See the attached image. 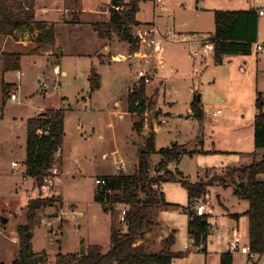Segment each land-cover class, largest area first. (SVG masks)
<instances>
[{"label": "rangeland", "instance_id": "374dc122", "mask_svg": "<svg viewBox=\"0 0 264 264\" xmlns=\"http://www.w3.org/2000/svg\"><path fill=\"white\" fill-rule=\"evenodd\" d=\"M130 1L123 0L124 3ZM78 3L84 7L94 5L103 15L85 12L79 15L84 21L80 24L74 10ZM107 3L108 0H37L39 9L48 10L44 18L56 22L54 29L59 43L55 55L32 56L28 50L20 52L23 55L22 79L19 82L21 88L14 92L18 96L16 102L5 99L4 88L19 86V72L0 74V116L3 113L0 117V264H11L18 258L19 244L14 242L18 240L17 230L29 222L30 201L39 198H50L51 201L38 212L37 223L32 226V249L46 258L38 264H57L58 254L79 255L82 248L86 250L91 245H99L108 252L112 230L126 231L120 214L128 208L114 205L106 211L96 201V174L115 175V163L121 160L129 167L120 172L133 173L132 164L138 165V157L134 154L156 126L157 152L151 156L152 175L162 174L157 171L162 159L159 151L178 146L181 158L172 163L169 170L178 171L191 183L212 182L209 199H206L213 211L210 217L213 227L205 242L207 251L226 250L233 239L229 222L222 217L240 214L246 200L235 194V185L243 176L230 171L263 159L260 151L255 153L254 122L259 112V100L264 105V52L257 56L253 49L250 55L224 56L219 63L214 53L208 54L197 42H187L184 33H196L209 40L216 30V11L249 9L250 1L162 0L157 5L155 0H142L137 15L142 22L134 28L135 35L141 31L143 36L154 25L160 32L156 39L140 42L138 51L146 55L145 60L134 57L137 52H131L130 45L116 35L110 42L99 39L91 26L108 20L110 5ZM261 4L262 0H257V7ZM60 9L67 10L68 24L58 23L63 15ZM261 20L263 42L264 17ZM33 24L37 26V22ZM166 34L170 35L167 37ZM25 36L17 34L10 40L26 41ZM154 41L159 42L158 53ZM34 43L28 41V46ZM106 43L111 45L113 52L124 51L132 56L113 59L105 50ZM192 52L199 56L192 57ZM161 60L163 64H159ZM56 65L68 75L57 74ZM138 71L148 73L153 79L148 83V95L158 90L153 93V104L141 116L144 126L141 136L133 130L134 116L127 113L120 119L117 115L128 110L129 90L133 86L130 85L136 81ZM94 75L101 79V87L95 92L89 81ZM43 84L48 85L47 94ZM197 94L202 96L205 105L206 124L192 112L188 113ZM85 96L91 98L85 102L82 99ZM116 102H119L118 106H115ZM62 104L73 105L76 109L66 116L64 166L61 175L58 171L52 173L53 185L44 182L42 187L34 178L23 177L26 120L35 116L39 108L62 109ZM213 110L223 111L221 123L211 120ZM104 153H108L107 161H104ZM76 158L82 161L78 167H74ZM12 162L18 167L14 168ZM263 178L260 176L258 180ZM161 188L165 202L151 213L154 223L148 230L152 233L148 249L160 252L167 238L173 235L172 251L183 254L173 264H208L207 252L190 241L186 188L179 180L163 182ZM1 218L8 222L3 224ZM239 225V235L249 242L246 220H241ZM246 262L249 263L245 257L236 255L235 264ZM214 263L212 257L209 264Z\"/></svg>", "mask_w": 264, "mask_h": 264}, {"label": "trees", "instance_id": "16d2710c", "mask_svg": "<svg viewBox=\"0 0 264 264\" xmlns=\"http://www.w3.org/2000/svg\"><path fill=\"white\" fill-rule=\"evenodd\" d=\"M142 0H112L107 21L93 23L92 27L98 36L107 42L116 35L119 40L130 45L131 52H138L140 39L134 33V28L141 25L137 20ZM35 0H0V41L11 36L24 26L36 21ZM259 15L256 10L216 11L215 34L211 38L214 43V55L217 62L223 61L224 56L250 55L253 46L258 41ZM57 46V36L54 26L42 32L36 39V45L29 48V54L36 56L43 50ZM23 55L15 52L2 54V74L21 69ZM94 75L90 79L93 92L101 87V79ZM8 88H4V97L7 98ZM259 112L254 122V144L256 150L264 149V105L259 100ZM153 100L146 96V85H143L137 94L129 93V111L141 118L149 109ZM195 118L204 120V109L199 95H196L191 104ZM142 119V118H141ZM65 111L47 110L27 120V149L25 165L27 174L34 178L39 186L44 185L47 176L52 174L56 153L61 147L64 136ZM143 123L137 122L135 129L141 132ZM156 151L153 137L146 139L138 150V165L131 174L120 173L114 176H104L107 185L96 190V201L102 204L106 211L109 206H127V215L124 222L126 231L115 229L111 233V247L108 252L99 245L89 246L83 255L58 254L57 264H173V261L182 256L172 251L175 238L170 235L165 241L164 248L156 253L151 252L145 242L136 245L143 239L154 221L151 213L165 202L162 192V183L179 180L188 192L189 202L205 201L209 195L212 182L201 181L191 183L183 176L169 170V166L181 158V150L174 148L161 149L162 156L157 171L162 174L152 175L151 156ZM231 173H240L245 182L241 188L235 185V194L249 202V209L244 214L249 219V243L253 252L264 256V180H258L264 175V159L249 166L233 169ZM178 175V176H177ZM51 200L39 198L31 200L28 206L29 222L19 226V254L11 264H33L37 256L32 249V226L37 223V214L43 210ZM187 210V208H186ZM188 212V211H187ZM189 215V235L197 246L207 241L211 229L210 215ZM239 218L240 215H236ZM206 252V247L201 249ZM46 259V258H45ZM253 261L252 263H254ZM233 256L230 252L222 255V264H232Z\"/></svg>", "mask_w": 264, "mask_h": 264}, {"label": "crops", "instance_id": "0c3cea01", "mask_svg": "<svg viewBox=\"0 0 264 264\" xmlns=\"http://www.w3.org/2000/svg\"><path fill=\"white\" fill-rule=\"evenodd\" d=\"M96 1V0H95ZM111 1L112 0H108V5H110L111 4ZM250 1V8L249 9H251V8H253V9H255L256 7H257V0H249ZM93 2H94V0H93ZM94 4V3H93ZM252 4H254V5H252ZM262 5V4H261ZM261 5H259L258 7H260ZM89 8H91V9H89ZM35 10H36V13H37V16H36V21L35 22H37V26H35L34 24H31V25H29V26H24V27H22V28H19V29H17L15 32H14V34L13 35H11V36H8V37H5L4 39H2L1 41H0V68H1V65H2V54L4 53V52H15V53H20V52H23V51H25V50H28L29 51V48H32L33 46H35V43H36V41H35V43H34V41H33V39H34V37L35 36H37V35H40L41 34V32L43 31V30H47L48 28H50L51 26H54L55 25V23L56 22H53V21H50V20H46L44 17H45V15H47L48 14V10L47 9H39L38 7H37V0H35ZM74 10H75V13H76V15H77V20H80V24L81 23H84V21H82L81 19H80V14H84L85 12H87V13H89V14H96V15H100V14H102L103 15V13L102 12H100L99 10H98V7H96V6H94V5H92L91 7H87V6H80V4L78 3V4H76L75 6H74ZM243 10H248V8L247 9H243ZM218 11H221V10H218ZM233 11H236V10H233ZM60 12H62L63 13V15H62V17L60 18L59 17V19H58V23L59 24H68L69 23V16H67L66 14H67V10H61L60 9ZM228 12H231V11H228ZM107 13V12H106ZM264 17V16H263ZM71 20V19H70ZM137 20H138V18H137ZM94 21V20H93ZM139 22H142V21H140V20H138ZM89 21H85V23H88ZM90 23V22H89ZM262 20H261V17L259 18V25H258V41H257V43H260V44H263L264 45V41L263 42H261V40H262V37H261V26H262ZM93 26V25H92ZM91 26V27H92ZM93 28V27H92ZM17 34H26L27 36H25L24 37V39L27 41H29V42H33L34 44L33 45H31V46H28V41L26 42V41H21V40H14V41H11L10 39L12 38H14V37H16L17 36ZM215 34V32L213 33V35ZM98 35V34H97ZM167 35V37L170 35V34H166ZM190 36V37H192V39H194V41L195 40H198V38H200L196 33H193V34H191V33H189V32H187V33H184V36ZM213 35H212V37H213ZM38 37V36H37ZM99 37V36H98ZM211 37V38H212ZM211 38L209 39V40H207V41H209L210 42V45L212 46L210 49H207L205 46H203L204 47V51H206V52H208V54H210V53H214V43L211 41ZM35 39H37L36 37H35ZM99 39H100V37H99ZM101 41H102V39H100ZM204 40H206V39H204ZM104 41V40H103ZM141 42V41H140ZM58 43H59V41L57 42V46L55 47V48H52V49H47V50H43L42 51V53L41 54H46V55H49V56H51V55H55L54 53H55V49L58 47ZM129 45V44H128ZM154 47H155V51H156V53H158L159 51H160V45H159V42L158 41H155V43H154ZM9 48V51H7V49ZM100 48V47H99ZM159 48V49H158ZM253 49H254V46H253ZM105 50H107L110 54H111V57L114 59H121V58H124V59H126L127 57H131L132 55L129 53V54H127V53H125L124 51L122 52V51H115V52H113L112 50V48H111V45H109L108 43H106V45H105ZM113 52V53H112ZM261 53H263V52H260V53H257V56L259 55V54H261ZM197 56H199V54L197 55ZM196 56V57H197ZM134 57H136V58H138V59H140V60H145V59H147L146 58V55L144 54V53H142V51L141 50H139L136 54H134ZM151 57V56H150ZM150 57H148V58H150ZM150 62V61H149ZM247 62L248 61H245V63L247 64ZM219 63H222V61L221 62H219ZM159 64H163V60H161L160 62H159ZM156 65V64H155ZM155 67L156 66H154L153 68H152V71L155 69ZM55 69H59L60 70V74L62 73V76H67L68 75V72L67 71H64V70H62L61 69V67L59 66V65H56L55 67H54ZM54 69V70H55ZM21 70H22V68L18 71L19 72V77H18V84H19V82H21V76H22V74L20 73L21 72ZM142 72H140V71H138V73H137V79H136V81L139 79V76H140V74H141ZM151 73V72H150ZM0 74H2L1 73V71H0ZM5 74V73H4ZM4 74H2V76L4 75ZM59 74V75H60ZM89 81H90V79H89ZM136 81H134L131 85H130V87L133 85V84H135L136 83ZM153 81V79L151 78V82ZM150 84H148L147 86H146V96H147V99L148 100H153V96H154V94H156L157 92H158V90H156V92L155 91H153L152 92V94L151 95H148L147 94V88H148V86H149ZM129 87V88H130ZM13 89H8V95H7V98L8 99H11V95L14 93V92H16V90L17 91H19V89L21 88V85L19 84V86L17 87V85L16 86H13L12 87ZM44 91V90H43ZM155 92V93H154ZM154 93V94H153ZM196 93V91L195 90H193V94H195ZM197 95H199V94H197ZM17 96V95H16ZM6 98V99H7ZM88 98L90 99L91 98V96H85L84 98H82L85 102H87V100H88ZM12 100V99H11ZM13 102H16V101H18V96H17V99L16 100H12ZM201 101H202V96H201ZM118 104H119V102H116L115 103V106H118ZM202 104H203V102H202ZM80 108V107H79ZM79 108H77V109H79ZM62 109L65 111V122H64V129H65V136H64V141H63V143H62V145H61V147L59 148V150L57 151V153H56V157H55V164H54V167H53V170H52V173L53 172H56V171H58V172H60V175H61V172H62V168H63V166H64V152H65V149H64V144H65V141H66V135H67V132H66V116H67V114L68 113H70V112H73V111H75L76 109L74 108V106L73 105H69L68 107H66V105L65 104H62ZM192 108L190 107L189 108V111H188V113H190V112H192V110H191ZM203 109H204V113H206V109H205V105L203 104ZM47 110H59V108L57 107V108H51V107H48V108H39L38 109V111L36 112V114H35V116L36 115H38V114H40V113H42V112H44V111H47ZM128 111V112H127ZM127 111H124V113L123 112H118V116H119V118L120 119H123L124 117H125V115L127 114V113H129L131 116H134L135 117V121L133 122V130H134V132H136L137 134H139L140 136L141 135H144V133H143V128H144V126L142 127V130H141V132H138L136 129H135V124L138 122H141L142 121V119L140 118V117H138L137 115H135V114H132V113H130V111H129V96H128V110ZM113 113V112H112ZM223 114V113H222ZM2 115H3V113H1V116L0 117H2ZM192 115H193V112H192ZM127 116V115H126ZM34 117V116H33ZM29 118H32V117H29ZM28 118V119H29ZM27 119V120H28ZM27 120H26V127H27ZM207 121H208V116L207 115H204V120H203V124H206L207 123ZM214 122H216V123H221V118L218 120V121H214ZM156 128H157V126L155 127V129H153V130H150L149 132H150V136L149 137H153L154 138V135L156 134V132H155V130H156ZM148 132V133H149ZM102 136V135H101ZM27 137H28V131L26 132V145H27ZM148 137V138H149ZM104 138V136H102V139ZM144 143H145V141H144ZM144 145V144H143ZM26 149H27V147H26ZM256 150V149H255ZM258 151H260V155H261V157L264 159V149H261V150H256L255 151V153H258ZM137 153L138 152H136L135 154H134V156H137ZM104 155V157L103 158H105L104 159V161H107L108 160V158H106L107 156H108V153H104L103 154ZM103 160V159H102ZM162 160V159H161ZM122 161V160H121ZM116 162H118V161H116ZM80 163H82V161H79L77 158L74 160V167H78L79 166V164ZM94 163V162H93ZM125 163V162H124ZM160 163V162H159ZM254 163H256V162H254ZM14 164V165H13ZM126 164V163H125ZM81 165V164H80ZM115 165H116V163H115ZM12 166L14 167V168H17L18 167V164L17 163H15V162H12ZM249 166V165H248ZM25 167H26V165H25ZM129 166L126 164V168H125V171H127V168H128ZM132 168L134 169H136V165H134V164H132ZM134 169V170H135ZM115 170H116V172H115V175H118V174H120L121 172L117 169V167L115 168ZM123 171V170H122ZM123 173V172H122ZM126 174H130L129 172L128 173H126ZM104 176H114V174H109L108 172H100V173H97L96 174V177L97 178H99V177H104ZM260 176H264V175H259L258 176V178L260 177ZM23 177H30L28 174H27V169L25 170V173L23 174ZM32 178V177H31ZM262 180H264V178L262 179ZM209 196V195H208ZM47 199H50V198H47ZM52 203V205H54L53 204V202H51ZM248 209H249V202L248 201H245V209L240 213V214H237V215H240V217L239 218H236L235 216L234 217H232V215H226V214H224L223 215V217H222V219L223 220H226V221H228L229 222V226H230V233L232 234V238H233V235H234V233L235 232H237L238 233V231L240 232L241 231V229H240V222H241V220H246V225H247V232H246V236H248V240H249V219H248V217L247 216H245L244 214L248 211ZM213 214V213H212ZM211 216V215H210ZM229 218L231 219V220H229ZM8 222V221H7ZM209 222L211 223V219L209 218ZM213 226H212V223H211V228H212ZM238 229V230H237ZM210 233V232H209ZM239 234V233H238ZM209 235V234H208ZM152 236V233H147L146 234V236L143 238V239H141V240H139L138 242H137V244L136 245H139V244H142V243H144L145 242V244H146V246H147V248L149 247V245L148 244H150L151 242L150 241H148L149 240V237H151ZM190 237V236H189ZM190 241L191 242H193V239L190 237ZM232 241V240H231ZM230 241V242H231ZM14 242H16L17 244H19V240H17L16 241V239L14 240ZM205 247H206V252H207V262H208V264L210 263V260H211V258L213 257V260L215 261V263L214 264H222V255L223 254H225V253H228V252H230V243H229V245H228V248L226 249V250H218L217 252H209V251H207V246H206V244L204 245ZM201 249V248H200ZM232 256H233V263L232 264H235V262H236V255H233L232 254ZM239 256H241V255H239ZM241 257H245V256H241ZM245 259H247L246 257H245ZM263 259H264V256H259L256 260H255V264H264L262 261H263ZM248 260V259H247ZM248 264H250V260H248ZM252 263V262H251ZM241 264V263H240ZM245 264V263H244ZM246 264H247V262H246Z\"/></svg>", "mask_w": 264, "mask_h": 264}, {"label": "built area", "instance_id": "2783aa9c", "mask_svg": "<svg viewBox=\"0 0 264 264\" xmlns=\"http://www.w3.org/2000/svg\"><path fill=\"white\" fill-rule=\"evenodd\" d=\"M155 3L158 5L160 3H162V0H155ZM257 14L259 15V17H263L264 16V0H262V5L260 7H256L255 8ZM142 32H139V39L140 41H145L147 38H153L156 39L158 36H160V32L159 29L156 27V25L152 26L149 28L148 31H146L143 36L141 34ZM187 42H189L190 44H193L194 42H197L198 44H200L201 46H205L207 49H210L212 46L210 45V42L207 40H204L202 37L198 38V40L194 41V39H192V37H190L189 35L187 36ZM155 43V41H154ZM159 49V48H158ZM254 51L255 53H260V52H264V45L260 44V43H255L254 44ZM198 55V53L196 52H192L191 56L192 57H196ZM55 72L57 74H60V70L59 69H55ZM151 78L150 75L148 73H144L142 72L139 76V79L136 81L135 84H133V86L130 88L129 93L130 94H137L139 92V90L142 88L143 85H147L148 83H150ZM43 88L44 91L48 92V85L47 84H43ZM11 99L12 100H16L17 96L16 94H12L11 95ZM146 112H144L142 115H145ZM223 111L222 110H213L210 113V117L212 118L211 120L213 121H218L222 115ZM141 115V116H142ZM204 115H207V113H204ZM14 165V164H13ZM116 167L119 171L125 170L126 168V164L123 161H118L116 162ZM55 173V172H53ZM52 175V174H51ZM51 175L47 176L45 179V183H49V185H53L54 182L51 180ZM56 175V174H54ZM59 178V177H58ZM95 183L97 186L103 188L107 185V180L103 177H99L95 180ZM206 199H209V197L207 196ZM187 211L190 213L191 217L194 219L195 216H203V215H211L213 213L212 209L210 208V203L209 201L206 202L205 201H193V202H189L188 203V207H187ZM126 215H127V211L126 209H124L121 214H120V220L122 222H125L126 220ZM204 247V243H202L200 245V248L202 249ZM230 253L233 255H241V256H245L248 260H250L251 262L255 261L259 255L255 252L252 251L250 243L249 242H245L242 237L235 232L233 235V239L230 242Z\"/></svg>", "mask_w": 264, "mask_h": 264}, {"label": "water", "instance_id": "95a60500", "mask_svg": "<svg viewBox=\"0 0 264 264\" xmlns=\"http://www.w3.org/2000/svg\"><path fill=\"white\" fill-rule=\"evenodd\" d=\"M199 99H201V95L199 94ZM245 185V182H240L238 185H237V188H241L242 186ZM1 222L3 224H5L7 222V219H4V218H1ZM85 253V249L82 248V251H81V255H83ZM41 259H45V256L43 255H37L33 258V264H38V262L41 260Z\"/></svg>", "mask_w": 264, "mask_h": 264}]
</instances>
